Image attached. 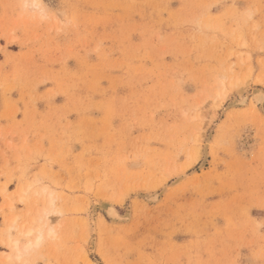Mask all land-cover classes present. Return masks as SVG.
I'll return each mask as SVG.
<instances>
[{
    "label": "rangeland",
    "instance_id": "374dc122",
    "mask_svg": "<svg viewBox=\"0 0 264 264\" xmlns=\"http://www.w3.org/2000/svg\"><path fill=\"white\" fill-rule=\"evenodd\" d=\"M30 2L0 0V224L20 181L63 224L19 263L264 264V0Z\"/></svg>",
    "mask_w": 264,
    "mask_h": 264
},
{
    "label": "bare ground",
    "instance_id": "6f19581e",
    "mask_svg": "<svg viewBox=\"0 0 264 264\" xmlns=\"http://www.w3.org/2000/svg\"><path fill=\"white\" fill-rule=\"evenodd\" d=\"M30 4L38 8L39 11L42 12L45 10L46 7L42 3V0H31ZM239 95L241 99L239 102L238 101L236 102L240 104L245 103L246 97H244V94L240 93ZM250 102H252L253 105L255 104L257 105L258 103L260 104L263 103L264 91L261 88L254 90ZM27 188L28 186H25V183L20 181L17 190L15 191L16 193L15 201L17 200L19 202L28 204L29 206L27 207V209L21 213H18L16 211L10 213V215L7 216V219L5 218L6 221L4 222L3 227L0 228V232H1L0 241L4 245V247H6L8 250L7 253H2V257H4L2 260L8 261L13 264H17V262L19 263V261L23 260L24 257H26L28 254L31 253V251L40 247L46 241L57 240L60 232L59 229L63 224L62 221L60 222L58 221V223H56L57 225H53L54 221L58 219L59 215H62L61 214L62 210L59 209L57 205H55V201L57 198L55 193L52 190L46 191V194L43 197H46L45 201L47 202L46 203L47 206L46 207L41 206L40 208H35L36 201H38L37 195H40V193L37 190H35L34 191L36 195L35 197L34 196L27 197L26 196L28 190ZM44 189L45 188H43V190ZM7 190L6 188H2L0 189V192L1 194H4V196L6 195L7 197H9L11 196V193L10 191L8 192ZM43 197L41 199H43ZM146 199L150 202H156L159 199V194L154 192L152 195H149ZM4 204L5 206H8V208L9 207L15 208V206L13 205L14 204L13 200L4 199ZM100 208L103 210L104 214L107 217H109L114 221L122 222V221H128L130 219L129 213L120 214L116 205L111 201L108 200L102 201V203L100 204ZM100 222L101 223L105 222L104 216H100ZM86 263L93 264V262L90 259H86Z\"/></svg>",
    "mask_w": 264,
    "mask_h": 264
},
{
    "label": "crops",
    "instance_id": "0c3cea01",
    "mask_svg": "<svg viewBox=\"0 0 264 264\" xmlns=\"http://www.w3.org/2000/svg\"><path fill=\"white\" fill-rule=\"evenodd\" d=\"M8 192H9V190H7ZM2 224V223H1ZM0 224V225H1ZM3 225H4V223L2 224V227H3ZM2 227H0V228H2ZM1 233V232H0ZM0 238H1V235H0ZM1 243V242H0ZM2 249V250H1ZM0 252L1 253H7L8 252V250H7V248L6 247H4V245L1 243L0 244ZM4 257H2V254H0V260L2 261V259H3ZM17 264H20V263H17Z\"/></svg>",
    "mask_w": 264,
    "mask_h": 264
}]
</instances>
